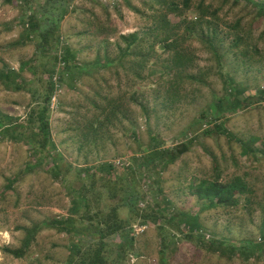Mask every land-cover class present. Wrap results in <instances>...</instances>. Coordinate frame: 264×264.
I'll return each instance as SVG.
<instances>
[{"label":"rangeland","instance_id":"obj_1","mask_svg":"<svg viewBox=\"0 0 264 264\" xmlns=\"http://www.w3.org/2000/svg\"><path fill=\"white\" fill-rule=\"evenodd\" d=\"M200 1L208 6L204 19L169 15L195 27L175 28L185 35L178 39L185 59L177 64L147 32L162 11L159 0H74L59 43L49 46L29 27L42 19V1L0 0V73L18 74L10 84L0 75V122L7 116L26 131L29 112L52 88L51 138L60 153L56 174L51 157L43 164L33 150L38 134L0 138V264H78V246L92 235L82 208L70 214L71 188H89L83 192L93 210L117 207L129 223L123 250L108 244V264H161L163 248L165 264H264L257 247L264 243V0H193L191 9ZM133 33L141 38L125 50ZM65 45L78 56L70 71L59 60ZM77 70L82 75L72 81L67 75ZM235 97L243 104L228 111ZM97 116L93 131L88 124ZM187 143L167 166L141 163L154 148L177 151ZM104 164L114 167L107 178L85 174ZM207 178H240L248 190L235 204L208 206L188 188ZM181 212L194 213L201 229L172 221ZM71 215L68 231L54 225ZM34 227L22 258L2 251L21 247L25 228Z\"/></svg>","mask_w":264,"mask_h":264},{"label":"trees","instance_id":"obj_2","mask_svg":"<svg viewBox=\"0 0 264 264\" xmlns=\"http://www.w3.org/2000/svg\"><path fill=\"white\" fill-rule=\"evenodd\" d=\"M40 1H42V11H40L42 14V19L38 21L32 18L29 22V27H31L32 30L37 31V33L35 32L36 37H38L42 45L49 46L53 41L59 43V38L61 37L60 24L69 14V6L72 5V2L74 0ZM192 1L193 0H159V3L162 7V11L159 14H155L153 16L151 23L152 28L147 31L149 33H153L154 37L156 38V41L160 44L163 49L171 51V53L173 54L172 56L177 57L179 59L174 60V62L177 64L181 61V59H183V57L185 59V55L183 54V47L178 42V39H183L185 35H182L180 37L181 34H179L177 32V29L175 30V28L178 25L183 24L184 30L191 32V30L195 27L194 24L193 26L190 24L191 20H188L189 22L187 21V18H185L182 22H173L170 19L169 15H179L178 12L186 14L189 12H193L196 13L195 18H199L200 20L204 19V16L208 13V6L204 5L203 2L200 1L197 3L194 9H191ZM258 10L261 12V15H264V6L258 5ZM215 12L216 9L213 10V13ZM180 16L181 14L179 15V17ZM127 38H131V42L128 39V42L130 43L126 46L125 50L130 48L132 44L135 43L141 37L138 36V34L133 33L131 35H128ZM211 49L214 53L215 49L213 45L211 46ZM125 50L122 49L121 53H125ZM77 58L78 56L76 51L72 50V48L68 45L63 46V50L61 52V55L59 56V60H62V63L65 65L66 70L70 71L69 68L72 66L71 62L74 63L75 59ZM99 59L100 57L97 56L95 62L96 65L100 64L98 63ZM119 60L120 63L123 62V56H120ZM78 71L79 70L75 72H69L67 76H69V79L74 81L77 77H80L82 75V72L77 75ZM0 75L3 76L4 74L0 73ZM17 75L18 74L14 71L7 72V74L4 75V77L6 78L5 83L10 84V78H16ZM51 92L52 88H49V90L45 92V98H43L42 103L29 112L27 116V123H25L24 127L27 130H30L31 136L37 137L38 134V138H36L34 141L33 150L37 153L39 160L43 164H45L44 161L46 160V158L51 157L52 166H50L49 169L50 171H55L56 174H59L60 170L58 169L59 166L57 163V157L59 156L60 158V153H58L56 145L51 138V129L49 121L48 103L51 99ZM259 94L263 96L264 91H260ZM245 101H247V103L251 102L250 98ZM240 102L241 101L237 100V97H235V102H230V110L228 109V111H235L236 109L241 107L243 102ZM5 117L8 119L6 123L0 122V138L6 135H12L15 138H22L24 136L26 137L25 134L27 133V130H18L19 128L23 127L22 124L16 125L13 123H7L9 120L12 121V119L8 118L7 116ZM99 119L100 118L98 116L93 118L91 120L92 122H89L88 128L92 129L93 131H96L98 124L101 123ZM219 127L220 126H218V129ZM34 129H37V131L35 132ZM222 130L223 132L225 131L228 135H230L225 129ZM152 140L155 141L154 138H152ZM189 146L190 143L183 144L177 148V151L154 148L142 157L141 163L146 164L153 163L154 161H160L163 162L165 166H167L169 163L174 162L180 155L185 153ZM113 168L114 167L111 164H104L93 169L85 168L84 171L88 177H92L93 175L98 173L100 175L99 178L105 179L107 177H103V175L110 174ZM89 173L92 174L90 175ZM129 175L130 172L128 173V176ZM17 177V175H14L12 180L8 179L4 187L6 189L13 188L14 180ZM188 188L189 193L192 196H194L197 200L201 202H205L208 206H226L235 204L236 195H241L245 193L246 190H248L246 184L240 178H235L234 180L229 181L227 183H222L217 179L207 178L199 180L196 184L191 183ZM88 190L89 188H83V190H80V188H71L70 190V193L72 194V204L69 208L70 214H77V212H79L82 208L84 211V217L83 215H81L80 218H82L83 220H89L88 226H86L87 228L85 229H87V234L92 235V240L87 246H85L84 248L78 246V264H108V251L110 250L108 244L111 246L116 245L121 250H123L124 244H128V242L124 241L123 238L128 229L129 223L123 218H119L120 211L117 207L112 206L109 210H104L99 207L93 210L90 205V201L87 194L83 192H88ZM75 191L78 193L77 196L73 194L75 193ZM94 194L92 195L91 199H94ZM79 203H81V206L79 205ZM72 215L66 218L65 220H54V225L60 230L65 229V231H68L67 229H69L73 221V219L71 218L73 217ZM175 219H177L178 226L181 227V225H183L192 232L194 230L201 229L198 217L194 213L181 212L178 214V216H174L172 221H174ZM25 233L26 235L22 240L21 247L10 249L4 246L2 247V251L11 254L15 258H22L27 252V249L29 248L34 238V234L36 233V227H34L33 229L25 228ZM115 233H118L120 241L118 243L113 242V244H111L110 238ZM94 234H96L97 236H94ZM212 245L215 244L213 243ZM73 246L77 248L75 244ZM257 247H260L261 253H264V243L262 245L260 244ZM164 251L165 250L163 248V251H161L163 254L160 258L161 264L166 263L167 256H165L166 253L164 254Z\"/></svg>","mask_w":264,"mask_h":264},{"label":"built area","instance_id":"obj_3","mask_svg":"<svg viewBox=\"0 0 264 264\" xmlns=\"http://www.w3.org/2000/svg\"><path fill=\"white\" fill-rule=\"evenodd\" d=\"M56 99V95H52V99H51V102H52V104H53V101Z\"/></svg>","mask_w":264,"mask_h":264}]
</instances>
